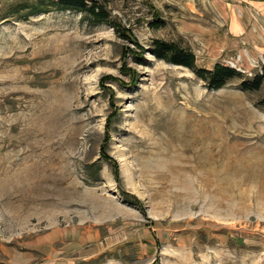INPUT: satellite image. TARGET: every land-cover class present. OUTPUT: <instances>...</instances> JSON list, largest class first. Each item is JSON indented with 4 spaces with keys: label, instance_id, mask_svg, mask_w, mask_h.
Segmentation results:
<instances>
[{
    "label": "rangeland",
    "instance_id": "1",
    "mask_svg": "<svg viewBox=\"0 0 264 264\" xmlns=\"http://www.w3.org/2000/svg\"><path fill=\"white\" fill-rule=\"evenodd\" d=\"M86 1L0 0V264H264V54L205 35L241 0Z\"/></svg>",
    "mask_w": 264,
    "mask_h": 264
},
{
    "label": "trees",
    "instance_id": "2",
    "mask_svg": "<svg viewBox=\"0 0 264 264\" xmlns=\"http://www.w3.org/2000/svg\"><path fill=\"white\" fill-rule=\"evenodd\" d=\"M53 6L60 9L87 12L97 21L108 20L106 11L103 9L97 10L95 5H89L86 0H54ZM35 8L38 11H43L38 6ZM153 25L158 27L160 23L155 22ZM147 50L156 58L189 68L199 78L203 79L211 89H220L234 77H242V72L239 69L221 62H216L212 68L201 67L198 65L197 56L192 49L182 47L178 43L165 39H154ZM263 82L264 65L260 73L255 74L252 78L243 79L240 83V88L244 91L258 90Z\"/></svg>",
    "mask_w": 264,
    "mask_h": 264
},
{
    "label": "crops",
    "instance_id": "3",
    "mask_svg": "<svg viewBox=\"0 0 264 264\" xmlns=\"http://www.w3.org/2000/svg\"><path fill=\"white\" fill-rule=\"evenodd\" d=\"M221 25L205 32L215 52L236 50L242 57L264 54V0H241L237 11L218 3Z\"/></svg>",
    "mask_w": 264,
    "mask_h": 264
}]
</instances>
